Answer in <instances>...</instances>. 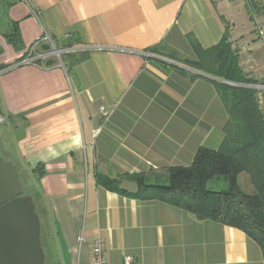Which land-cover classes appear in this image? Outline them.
<instances>
[{
	"label": "crops",
	"instance_id": "1",
	"mask_svg": "<svg viewBox=\"0 0 264 264\" xmlns=\"http://www.w3.org/2000/svg\"><path fill=\"white\" fill-rule=\"evenodd\" d=\"M253 14L264 23V0H0V157L22 184L21 173L34 185L41 166L32 194L51 264H90L96 237L108 264L124 255L136 264H264L242 230L121 195L96 176L130 192L136 184L122 174L166 185L169 168L220 146L227 112L210 79H224L182 60H196L190 39L208 49L225 35L242 72L263 79ZM14 26L18 46L6 37ZM53 40L73 41L63 58L12 65Z\"/></svg>",
	"mask_w": 264,
	"mask_h": 264
},
{
	"label": "trees",
	"instance_id": "2",
	"mask_svg": "<svg viewBox=\"0 0 264 264\" xmlns=\"http://www.w3.org/2000/svg\"><path fill=\"white\" fill-rule=\"evenodd\" d=\"M18 35L14 26L6 37L18 46ZM53 41L57 49L70 48L73 44V41ZM190 44L196 60L185 59L182 63L236 84L231 86L210 79L227 112L220 146L217 149L199 147L188 166L169 168L166 185L148 184L141 173L120 176L136 184L133 192L121 188L117 179L100 174L96 175L97 183L130 198L158 200L183 209L197 219H210L238 228L259 245L264 260V111L259 105L255 87L264 85V78L248 77L242 72L238 57L230 49L225 35L208 49H203L193 39H190ZM37 50L50 51L51 45L43 42ZM149 51L157 53L156 48ZM64 56L62 54L61 58ZM157 60L164 65H174L160 58ZM51 63L52 60H47L46 65ZM42 172L41 166L32 170L34 185H37ZM242 172L247 173L254 193L242 190L238 181ZM219 177H223L221 179L226 183L224 189L207 187L209 181ZM34 185L31 184L33 189ZM21 193L31 195L33 199V192L26 193L24 185Z\"/></svg>",
	"mask_w": 264,
	"mask_h": 264
},
{
	"label": "water",
	"instance_id": "3",
	"mask_svg": "<svg viewBox=\"0 0 264 264\" xmlns=\"http://www.w3.org/2000/svg\"><path fill=\"white\" fill-rule=\"evenodd\" d=\"M221 82L234 85L226 80ZM22 189L15 165L0 157V264H44L45 261L40 219L31 195L22 194Z\"/></svg>",
	"mask_w": 264,
	"mask_h": 264
},
{
	"label": "built area",
	"instance_id": "4",
	"mask_svg": "<svg viewBox=\"0 0 264 264\" xmlns=\"http://www.w3.org/2000/svg\"><path fill=\"white\" fill-rule=\"evenodd\" d=\"M252 17H253L256 36L258 40L261 42V44L264 45V23L256 14H253ZM59 50L60 51H56L55 48H52L50 51H39L37 50L36 44H34L28 49L25 55L18 58L12 65L18 66V65L32 64V63H40V64L46 63L51 56H54L59 60L61 53H64L66 51L65 49H59ZM259 86L260 85H257L255 87H259ZM90 252H91L90 264H108L106 250L102 238L96 237L92 240ZM122 264H136V263L134 262V259L131 255H124L122 259Z\"/></svg>",
	"mask_w": 264,
	"mask_h": 264
},
{
	"label": "rangeland",
	"instance_id": "5",
	"mask_svg": "<svg viewBox=\"0 0 264 264\" xmlns=\"http://www.w3.org/2000/svg\"><path fill=\"white\" fill-rule=\"evenodd\" d=\"M52 48H55V49H57L56 47H51V49ZM63 49H65V48H63ZM62 54V53H61ZM61 56V55H60ZM234 85H236V84H234ZM234 85H231V86H234ZM255 86H257V85H255ZM264 86V85H263ZM260 87H262V86H260ZM260 87H256L257 88V90H258V93H257V95L258 94H260L261 96H264V87L263 88H260ZM259 99V98H258ZM261 100V99H260ZM259 105H261V103L259 102ZM262 105H264V103H262ZM262 109H263V111H264V107H261ZM6 129H5V127L3 126V124H1L0 123V141L1 140H4L5 138H6ZM220 179L219 180H222L221 178H223V177H219ZM21 179H22V182H23V185H24V188H25V191H26V193H30V192H35V190L33 189V187L31 186V184H29L28 182H27V180H26V177L23 175V173H21ZM239 181H240V183H241V185H242V188H243V190L244 191H246L247 193H251L250 192V189L251 190H253L254 192H255V190H254V188H253V186H252V184H251V182H250V180H249V177H248V175H247V173H245V172H242L240 175H239ZM217 185V181H215V180H211V181H209L208 183H207V187L208 188H211V189H215V190H218V189H221V188H219V186L217 187L216 186ZM44 253H45V261H44V264H51L50 263V258H49V253H50V250H48V248L46 247V249H44ZM47 256V257H46ZM52 262V261H51Z\"/></svg>",
	"mask_w": 264,
	"mask_h": 264
},
{
	"label": "flooded vegetation",
	"instance_id": "6",
	"mask_svg": "<svg viewBox=\"0 0 264 264\" xmlns=\"http://www.w3.org/2000/svg\"><path fill=\"white\" fill-rule=\"evenodd\" d=\"M22 56H23V55H22ZM22 56H21V57H22ZM19 58H20V57H19Z\"/></svg>",
	"mask_w": 264,
	"mask_h": 264
}]
</instances>
